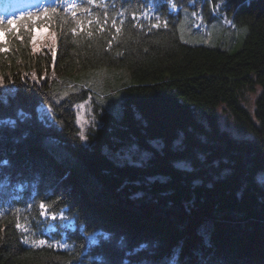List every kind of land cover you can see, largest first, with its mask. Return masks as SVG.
<instances>
[{
    "label": "trees",
    "instance_id": "trees-1",
    "mask_svg": "<svg viewBox=\"0 0 264 264\" xmlns=\"http://www.w3.org/2000/svg\"><path fill=\"white\" fill-rule=\"evenodd\" d=\"M76 3L0 0V264H264V0Z\"/></svg>",
    "mask_w": 264,
    "mask_h": 264
},
{
    "label": "snow or ice",
    "instance_id": "snow-or-ice-1",
    "mask_svg": "<svg viewBox=\"0 0 264 264\" xmlns=\"http://www.w3.org/2000/svg\"><path fill=\"white\" fill-rule=\"evenodd\" d=\"M88 2L89 3H94L95 2V0H88ZM208 2H209V4H211L212 3V0H208ZM78 7V5H77V3H76V0H65V7H64V10L66 11V12H71V15L73 16V18H75L76 17V11H75V9ZM171 7L173 8V9H175V7H176V5L173 3V4H171ZM219 7V5H216V7L213 9L214 11L217 9ZM47 11H48V9L46 8L45 9V14H47ZM51 11L52 12H56L57 11V9L55 8V7H53L52 9H51ZM85 11H87V9H85ZM29 15V18H31V14H28ZM193 15H195V13H193ZM24 17L22 16V17H20V19H23ZM157 21L159 22V18H157ZM16 21H15V19H10V20H8V21H4V20H2V19H0V53H7L8 51H10V49H8V48H6V47H3V45H5L6 43H7V39H6V37H7V35L10 33V32H12V31H14L13 29H11L10 27H6L5 26V24H7V25H12V24H14ZM89 23V25L91 24V21H89L88 22ZM121 23H122V21H121ZM112 24H113V27H116V22H115V20H113L112 21ZM158 26V23H157V25H153V27H157ZM167 26V24L165 23V27ZM27 30V29H26ZM81 32L84 30L83 29V26H81L80 27V29H79ZM116 31L117 32H119L120 31V28L119 27H116ZM72 33H73V35H75L76 33H77V29L76 28H73L72 29ZM89 35H91V33H89ZM16 39H19V40H23L24 38L22 37V36H20L19 35V32L17 31V34H16V37H15ZM55 39V37L53 36V40ZM32 43H33V51L35 52V51H38V48L36 47V45H35V39H33V41H32ZM52 55H53V61H54V59H55V55H56V49H55V47L53 46L52 47ZM33 75V79H36V74L35 73H33L32 74ZM3 78L2 77H0V80H2ZM38 82V81H37ZM64 96H67L68 95V93H64L63 94ZM59 102V101H58ZM87 103V101H85V104ZM77 108H79V109H83L84 108V104H81V105H77L76 106ZM19 115L20 116H23L24 114L23 113H19ZM3 123H9V124H12V125H14L15 124V121H4ZM77 123L78 124H80V132L78 133V135H79V138H80V140H82V141H85V140H87V137H86V135H85V129H84V126H83V124L84 123H87V121H84L83 123H81V117L78 115V117H77ZM49 206H46L45 204H43V203H41L40 205H39V208L41 209V212H40V215H45L46 214V212H47V208H48ZM17 211H19V210H17ZM52 219H57V217L56 216H52L51 217ZM59 219H61V220H63V219H66V217H63L62 215L59 217ZM17 221H19V217H17ZM16 227L18 228V229H21V230H23V231H28V229L26 228V227H24L23 225H21L19 222H17V225H16ZM107 237H105V239H106ZM24 243H29V240H28V238L27 237H25L24 238ZM31 243L33 244V245H44L45 243H46V241H44V240H39V241H31ZM49 246H52V245H49ZM56 246H58V247H66V245L65 244H58V245H56Z\"/></svg>",
    "mask_w": 264,
    "mask_h": 264
},
{
    "label": "rangeland",
    "instance_id": "rangeland-1",
    "mask_svg": "<svg viewBox=\"0 0 264 264\" xmlns=\"http://www.w3.org/2000/svg\"><path fill=\"white\" fill-rule=\"evenodd\" d=\"M188 21L186 19H182L181 22L179 23L178 27H177V31L179 34V38L182 42L187 43V44H192V41H194L195 39L192 37V35H190V31H189V26H187ZM196 26L199 28H205L206 27V23L202 22V20H200V18H197V24ZM216 36V37H214ZM49 37V30L43 26H39L34 28L33 30V37L31 40V47H32V51H33V39H35V45L38 48V51L43 49L44 46H46V44L50 42V38ZM219 39V36L216 35L214 28H210L207 31V36L205 37V42H208L209 40H213L214 43L213 44H219L221 48L224 49L225 45L224 42L221 43L223 40ZM208 40V41H206ZM34 52V51H33ZM36 52V51H35ZM90 76H94V74L90 75ZM124 82L126 83V75L124 74L123 76H121L120 78L118 77L116 79V82ZM90 82H92V79H90ZM123 84V83H122ZM256 94L250 95V100H252L255 97ZM116 103H118V100L115 101ZM81 105V104H79ZM86 113V109L85 107L83 109H79V116L81 117V121L83 120V117ZM116 115H118V113H115ZM224 115L222 112H219V119H220V123L223 125V120H224ZM85 118V117H84ZM236 136L237 134L234 133ZM182 167H186L185 164H179Z\"/></svg>",
    "mask_w": 264,
    "mask_h": 264
}]
</instances>
